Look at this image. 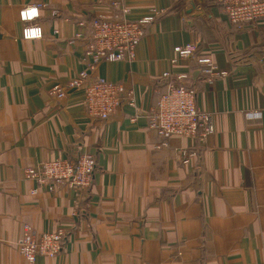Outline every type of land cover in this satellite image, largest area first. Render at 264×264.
<instances>
[{
  "label": "crops",
  "instance_id": "crops-1",
  "mask_svg": "<svg viewBox=\"0 0 264 264\" xmlns=\"http://www.w3.org/2000/svg\"><path fill=\"white\" fill-rule=\"evenodd\" d=\"M122 2L131 20L161 14L133 61L88 70L134 93V107L121 103L99 120L86 115L81 90L59 100L49 90L88 68L75 38L81 22L112 9L101 0H0V264H264V18L239 29L211 0ZM25 5L38 7L41 39L22 38ZM188 43L226 75L205 83L193 58L172 63L174 47ZM170 83L194 89L212 114L213 132L189 165L178 159L189 140L155 148L147 126ZM82 152L96 163L82 200L65 188L32 193L24 167ZM23 223L64 229L61 251L27 262L16 249Z\"/></svg>",
  "mask_w": 264,
  "mask_h": 264
},
{
  "label": "built area",
  "instance_id": "built-area-1",
  "mask_svg": "<svg viewBox=\"0 0 264 264\" xmlns=\"http://www.w3.org/2000/svg\"><path fill=\"white\" fill-rule=\"evenodd\" d=\"M112 9L110 17L98 15L93 17L85 32L77 34L76 39L84 40V55L91 61L86 70H82L64 83L53 85L49 92L56 99H63L73 90H81V104L90 118L107 120L121 103L134 107L135 99L132 88H126L120 83L106 81L91 75L92 70L101 61H128L134 59L135 48L144 34L145 27L160 14L154 8L149 14L136 20L126 17L129 8L124 7L122 0H101ZM221 6L227 21L241 29L264 18V0H211ZM54 15L57 14L53 10ZM19 18L25 24L22 28V38L36 40L42 38V28L36 22L38 18L37 5H25L19 11ZM176 58H193L200 70V81L211 83L216 77L226 75L219 71L210 56H197L196 43L176 46L173 49ZM163 73V77H169ZM178 75L177 79H183ZM158 98L147 114V126L155 131L159 141L155 148L168 147L172 138L187 139L192 145L179 151V163L189 165L197 156V146L213 132L212 114L200 109L196 104L194 89L179 83H170L165 89L157 91ZM94 156L82 152L74 159L55 158L41 161L35 166L23 168L25 179L35 183L32 193L38 189L54 192L58 188L71 190L82 200L89 192L93 171ZM66 236L64 229L54 232H39L29 223H23L16 249L27 262L33 263L37 256L55 257L62 249Z\"/></svg>",
  "mask_w": 264,
  "mask_h": 264
}]
</instances>
